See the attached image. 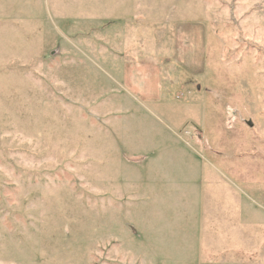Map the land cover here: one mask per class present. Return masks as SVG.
Masks as SVG:
<instances>
[{"label":"rangeland","instance_id":"374dc122","mask_svg":"<svg viewBox=\"0 0 264 264\" xmlns=\"http://www.w3.org/2000/svg\"><path fill=\"white\" fill-rule=\"evenodd\" d=\"M0 264H264V0H0Z\"/></svg>","mask_w":264,"mask_h":264},{"label":"crops","instance_id":"0c3cea01","mask_svg":"<svg viewBox=\"0 0 264 264\" xmlns=\"http://www.w3.org/2000/svg\"><path fill=\"white\" fill-rule=\"evenodd\" d=\"M142 47V46H141ZM129 48V47H128ZM133 50V49H132ZM134 50H136V49H134ZM132 54H133V51H132ZM141 54H143V52L141 53ZM134 55V54H133ZM126 56H124V58H125ZM135 57V56H134ZM135 58H137V57H135ZM131 62H134V63H136V60L135 59H133V58H131ZM142 63H146V62H143V61H141ZM153 65V64H152ZM147 66H149V65H147ZM145 73H147V72H145ZM150 75H152V72L151 73H149Z\"/></svg>","mask_w":264,"mask_h":264}]
</instances>
